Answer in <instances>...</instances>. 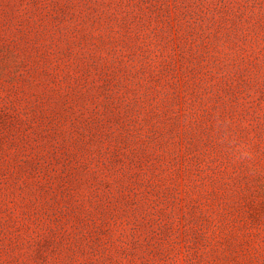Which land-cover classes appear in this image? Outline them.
<instances>
[{"label":"rangeland","instance_id":"1","mask_svg":"<svg viewBox=\"0 0 264 264\" xmlns=\"http://www.w3.org/2000/svg\"><path fill=\"white\" fill-rule=\"evenodd\" d=\"M0 264H264V0H0Z\"/></svg>","mask_w":264,"mask_h":264}]
</instances>
